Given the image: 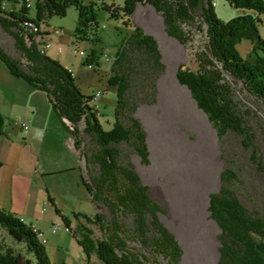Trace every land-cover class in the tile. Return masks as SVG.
<instances>
[{
	"label": "trees",
	"instance_id": "obj_1",
	"mask_svg": "<svg viewBox=\"0 0 264 264\" xmlns=\"http://www.w3.org/2000/svg\"><path fill=\"white\" fill-rule=\"evenodd\" d=\"M226 1L255 13L223 20L212 0H124L117 9L103 7L114 18L122 13L131 17L138 4L148 3L162 16L168 35L184 45L193 34L185 26L205 31V47L196 53L198 70L182 65L177 78L189 88L220 139L235 133L251 147L256 133L249 118L256 113L238 97L242 93L264 106V37L259 29L264 0ZM70 6L79 11L77 38L91 39L88 29L96 19L92 5L85 6L82 0H34V16L26 0H0V26L15 37L21 55L14 57L0 44V60L13 76L48 94L54 112L74 139L80 160H86L88 174L80 166L81 179L96 211L93 216L74 213L79 228L73 236L89 261L97 253L103 264H158L159 257L165 264H182L184 249L161 218L165 209L150 194L129 158L134 153L142 164L151 162L147 132L138 111L158 102L159 80L166 72L160 44L139 25L123 39L108 79L116 88L115 121L105 129L99 108L90 102L92 96L82 92L65 64L41 47L42 37L48 33L42 24L52 16H66ZM244 40L251 45L248 55L239 49ZM93 63L99 65L95 51L85 60L87 65ZM5 126L0 112V133ZM2 166L0 161V170ZM237 178L235 171L226 168L220 190L210 194L209 211L220 228L218 264H264V213L253 212L243 202L232 187ZM48 200L72 231L73 220L60 211L49 192ZM84 221L96 225L101 235L95 238ZM0 225L26 251L16 252L0 243V264H51L47 248L31 226L1 206Z\"/></svg>",
	"mask_w": 264,
	"mask_h": 264
},
{
	"label": "rangeland",
	"instance_id": "obj_2",
	"mask_svg": "<svg viewBox=\"0 0 264 264\" xmlns=\"http://www.w3.org/2000/svg\"><path fill=\"white\" fill-rule=\"evenodd\" d=\"M82 1L85 6L93 7L96 20L88 33L89 36L95 35L97 40L95 37L77 38L79 11L70 6L66 16L55 15L42 24L43 30L50 32L47 53L73 71L84 94L92 96L102 92L97 101L99 118L104 128L110 129L115 121L117 95L116 88L109 85L108 79L116 53L136 25L154 34L163 50L166 72L159 80L158 102L143 105L138 111L147 132L151 162L142 164L134 153H130L129 158L143 182L149 186L150 194L164 207L161 218L176 234L184 249L182 264H218L220 228L211 217L209 204L210 194L221 188L222 173L226 168L237 173L238 178L232 187L243 202L253 212L264 213V106L239 94L238 98L245 100L256 113L249 118L256 133L253 146L250 147L246 139L235 133L220 139L189 88L177 78V71L182 65L198 70L196 53L205 47V31L185 26L193 34L190 42L184 45L168 35L162 17L148 3L138 4L131 17L122 13L114 18L103 5L117 9L124 0ZM7 8L12 6L8 4ZM216 9L223 20L248 12L255 13L220 1ZM30 15H35L33 6ZM260 18L259 29L264 37V14ZM57 28L62 29L61 34L53 33ZM15 41V37L0 26V44L14 57L21 58ZM250 48L248 40L239 44L243 55H248ZM92 51L96 52L99 65L85 64ZM21 79L11 76L0 60V110L6 125L11 120L23 121L27 118L31 127L13 135L11 160L1 172L0 180L8 184L21 169L26 172L28 179L23 184L25 187L14 184L15 197L19 201L16 216L23 217L28 226L35 223L40 228L47 239L43 244L51 264H103L97 253L92 254L89 261L73 236L74 229L79 228L74 213L93 216L96 211L80 178V166L83 173L88 174L86 160L84 157L80 160L71 134L53 110V121H46V125H33L32 107L28 104V95L19 85ZM23 134L26 135V143ZM63 167L75 170L57 173L56 170ZM51 170L55 173L47 174ZM47 189L60 211L73 220L72 231L48 200ZM84 223L94 231L95 238L101 235L96 225ZM0 243L26 254L25 246L15 241L1 225ZM157 260L158 264H165L163 258Z\"/></svg>",
	"mask_w": 264,
	"mask_h": 264
},
{
	"label": "crops",
	"instance_id": "obj_3",
	"mask_svg": "<svg viewBox=\"0 0 264 264\" xmlns=\"http://www.w3.org/2000/svg\"><path fill=\"white\" fill-rule=\"evenodd\" d=\"M219 1L222 4H225V2L228 3L226 0H219ZM143 28L146 32L153 34L147 28H145V27H143ZM160 48H161V46H160ZM161 50H162V48H161ZM162 53H163V50H162ZM163 57H164V54H163ZM9 73L11 74L10 70H9ZM73 75H74V73H73ZM11 76H13V75L11 74ZM21 80L22 81H20V82H22V83H19V85L21 86L23 92H25L28 95V98H29L28 104L32 107L33 125L34 126L35 125L40 126L43 124L46 125L47 122L53 121L54 119L51 118L54 116V115H52L53 114L52 113V110H53L52 102H51L48 94L43 90H40V89L33 87L23 78ZM50 109H51V111H50ZM0 112L3 114V112L1 110H0ZM53 112H54V110H53ZM23 121L29 125L28 129H25L23 125L18 123V121L11 120L9 122V124L5 126L4 132L0 133V161L3 162V166L0 170V174H1V172H3V170L5 171L8 163L11 160V155H12L11 149H12V145H13V141H14L12 139L13 135L16 133H19V131L25 132V131H28L29 129H31L29 119L25 118ZM25 136L26 135L23 134V137H24L23 141L26 143ZM73 144H74V139H73ZM74 148H75V145H74ZM75 150H76V148H75ZM78 154H79V152H78ZM72 170H75V168L71 169L69 167H63V168H59V170H56V171H58L57 173H59V172L61 173V172L72 171ZM53 171L54 170H51L47 174L55 173ZM44 175H46V174H43V176ZM80 178H81V174H80ZM27 179H28V176H27L26 172L23 169H21L17 174H15L13 176L12 181L9 182L8 184H6L3 180H0V206L3 209L13 213L15 216L18 213L17 212L18 211L17 205H19V201H18L17 197H15V186H14V184H18L19 186H23V184L26 182ZM81 182H82V179H81ZM23 187H25V186H23ZM48 192L49 191L47 189V196H48ZM17 217L19 218V216H17ZM20 219H24V218L20 217ZM32 224H35V223H32Z\"/></svg>",
	"mask_w": 264,
	"mask_h": 264
},
{
	"label": "built area",
	"instance_id": "obj_4",
	"mask_svg": "<svg viewBox=\"0 0 264 264\" xmlns=\"http://www.w3.org/2000/svg\"><path fill=\"white\" fill-rule=\"evenodd\" d=\"M100 1H104V0H100ZM218 1L219 0H212L213 2V5L214 6H217L218 4ZM26 3H27V6L28 7H32L34 6V0H26ZM35 30H37V28H35ZM53 33H56V34H61L62 33V29L61 28H57L53 31ZM91 38L94 37V35H90ZM41 37H38V39H40ZM50 38V32H48L47 34H45L43 37H42V48L47 51V41L48 39ZM102 96V92L99 91L97 92L96 94L92 95V98L90 100L91 104H94V105H97V101L98 99ZM98 107V105H97ZM19 124L23 125L25 129H28L29 128V125L27 123H25L24 121H18ZM22 221H24L23 219H21ZM31 228L33 229V231L38 235L40 241L42 243H46L47 242V239L43 237V233L41 232L40 228L37 227L35 224H31ZM55 232V229L53 230Z\"/></svg>",
	"mask_w": 264,
	"mask_h": 264
}]
</instances>
